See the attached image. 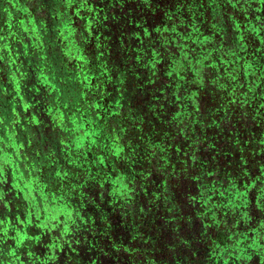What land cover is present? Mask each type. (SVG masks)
I'll list each match as a JSON object with an SVG mask.
<instances>
[{
    "label": "rangeland",
    "instance_id": "374dc122",
    "mask_svg": "<svg viewBox=\"0 0 264 264\" xmlns=\"http://www.w3.org/2000/svg\"><path fill=\"white\" fill-rule=\"evenodd\" d=\"M5 1L6 0H0V13L4 12V14H6L7 12L6 9H3L6 6ZM65 1L66 0H63L64 3ZM96 1L100 0H90L85 4L83 2V6H75L73 2L69 0V3L66 4V10L75 6V10L77 12L70 16L71 18L66 19L69 24L67 27L68 29L66 30V32L60 35L59 39L55 40L58 44L60 42L61 45L59 46L58 44H56L52 46L49 45V43L54 44V41H47L48 44H46V36L48 38H51L49 34L51 32H55L54 37L57 36L55 31L57 30V26L56 24H53L57 19L51 22V13L49 9L47 10L48 4H46V0H17L16 2L21 3L22 7H24L25 9L23 10V12H25L23 17L20 18V14L22 12H19L18 18L22 20L24 18H26L27 20H29L31 17L33 18L30 19L29 23L23 25L25 27L23 33L24 31H26V33H24L22 37H7V40L3 43L4 45L6 44L10 47H13L12 42L16 44L15 49H17V51L19 52L22 61L20 64H17V62L13 59V56H10L9 58L12 60V64L14 65H5L4 61V66L0 67V70L4 68L3 70L5 72H9L12 76H10V78H13L14 80L11 81L10 79H8V81H6L5 77H0V158L3 161L8 159V161L12 162V164L14 165L15 170L20 171L21 173L23 172V174H25V179H22L25 184H30L31 182L41 178L43 174H46L47 197L54 194L63 186L66 188L71 186L69 178L68 180L67 178H59L51 181L52 179L50 177V173L55 168L54 164L59 165V161L55 156V151L59 149L60 145L62 147V150H64L66 147H70L72 145L71 142H75V139L79 135L78 133H83L84 129L80 128L79 130H77L78 124L76 123V119L78 118H76V112H79V109L77 107L82 104V101L92 102V105L95 104L97 102V100H94L93 102V92H95L96 87L95 84L99 83V85L102 86V84H104L103 81L105 80V78L96 76L92 86L90 85L91 87L85 85V95L82 99L80 95H82L81 89L83 87H77L78 84H76V81L74 80V76L77 74H73L72 71L76 72L77 70H79L81 74L85 72V68L89 67V70H91L89 72L90 74H92L93 72L100 73L103 68H100L101 64L97 63L95 55L107 51V48L110 47V45L116 44L117 42L125 44L127 48L119 45L118 47H113L112 54L109 55L110 61L108 62V69L111 72L109 73V81H111L112 83H117V81H120L121 85L126 88V86H124L123 84L131 83L129 81L131 77L128 76V73L126 74L125 71L131 72V74L134 75L135 69H140L143 72L144 77H148L147 73H150L151 70L153 71L154 69H156L158 72L159 70L164 71V75L162 78L164 80H167V82H169L170 78V88L166 89L164 92H161L157 98H154V112L152 114L148 113L149 110L147 108V105H145L144 100L142 102V99H139V103L142 104L144 108L140 105L141 108L139 107V109L137 107L138 105L135 102H131L132 107L134 108L128 109L129 113H126V110H124L127 109V105L125 103H122V105L120 103V106H118V110H121L122 112V117H128L130 115L133 118V113H137V111L139 112V114L137 113L138 115L144 117V122L140 123L138 126H132L133 123H130L131 120L127 121L126 125H128L129 128H127L124 132L117 133V139H119V142L122 146H124V144L122 143L123 140L125 143H129V146L131 142H133V144H139L141 146L139 154L143 157L145 155V149L143 145L150 144L149 142L153 141L151 144V148H148L146 150H149L151 153L150 159H152L150 160V169L155 171V175L158 177L157 179H162L160 176H163V174L165 173L164 169H167V163L171 162L172 168L176 165V161L179 160L178 156L173 158L171 155L183 151L184 147L187 144L186 140L193 138V133L195 134L196 132L197 135H202L205 133L203 128L209 126L211 117L218 118L222 121L230 118L231 112H233L234 114L237 112L239 113V111L241 110L248 112L247 104H244L241 101H231L227 96L223 95H220V97L222 98H215V101L213 100V98L209 100L204 98L202 100V98L200 97L198 104H196V102H194L193 104L194 106L192 107V111L194 113L192 114H187L184 109L186 96L188 95V93H190L191 88L195 89L198 87V92H200V94L207 91L205 83L202 81V79H200L199 76L220 70L224 75L228 77V81L232 76L235 75V72L237 70L240 71L241 69L233 63H243L237 58H247V55L249 53H255V55L258 57L259 49L255 44L251 46V48L247 47L250 44L252 45V43L247 42L246 37H244L243 40L237 39L236 35L232 34V31H229L227 29V24L222 21V26L220 23H216L220 25V29L224 30L220 35L222 38H220L219 36L218 40L215 41L214 36H212V34H214L213 28L215 27L213 26L212 19L207 22V25L211 28L209 30L207 28V30L203 33L197 30L195 24L188 23V17L179 19L178 25L174 27V30L171 31V34L168 32V30L163 31L161 29L156 30L155 28L150 29L149 26L143 29L140 26L136 28L134 27V25H127L131 24V22L127 20H131L130 16H133L135 14L133 12H129L128 10L117 11L116 7H114L117 5L116 0H106L103 3L101 12L97 11V13L90 7V5L94 6V4H96ZM60 3L61 2L53 1V5L51 6H55L57 11H59L60 8L58 9L57 7L61 5ZM99 3L100 2H97V5ZM14 8V6H11L12 10H14ZM53 10L55 11L54 7ZM62 11H64V9ZM119 16L128 19H124L121 22L119 21ZM16 17L17 15H15V18ZM144 17L146 18L145 20H147V17L145 15ZM97 18L102 22L100 23L101 26H104L105 28L108 27V29L111 31L110 36L102 37L103 40H98V43L95 42L96 40L94 37L93 42L89 41V37L91 38L92 36L90 34L91 31L88 33L87 31H84V25L89 21L95 23ZM4 24L5 23H2V20H0V25L4 26ZM77 24H80V26H84V28L82 26L80 28H77ZM116 24L119 25V29H128L129 31L126 33H122L119 30L116 31ZM207 25L205 24V27H207ZM148 31L149 34L147 33ZM40 32H42V36L40 35ZM201 35L203 39L200 42L190 41L191 38L199 37ZM90 43L94 46H89L88 44ZM219 43H225L227 47L218 45ZM80 47H86L85 50L88 53H85V50H83V55L81 57H74L72 59L68 54V50ZM128 48L132 55L131 57H128L130 60V65H128L127 67L125 64H123L124 59H127V55L121 52V49L128 51ZM67 64L72 65L75 68L68 69ZM258 64H260V62H256V59H253L252 62L248 61L243 63L245 68L250 67V71L245 80V86H247L249 89H251L253 86L256 87L261 83L260 79L263 70L262 68L256 67ZM104 71L105 73L107 72L106 70ZM167 76L169 78H167ZM235 78L238 80V76L235 75ZM37 81H39V83H43L45 81L44 84H46V87L44 88V96H42L41 94H35L32 91V87L34 84H37ZM72 81L75 82V85ZM80 82L82 81H79V83ZM174 82H180V84L184 86V88L180 87L178 90H176L174 88ZM13 84L15 85V88L13 87ZM99 85L97 84V87H99ZM213 85L214 84L212 82V86ZM122 86L118 88L121 89ZM6 87H9V89L14 88V94L12 95L10 94V92H7ZM111 87L113 88V86ZM15 95L19 97V101H22L24 103H35L36 101L45 102V104L40 105L39 109L31 112L29 118L31 117V115H34V118L35 116L42 117V115H44L42 111L45 110V108L46 111H49L47 108L50 106V103L53 104V107L48 112V115L46 113V118L43 120V124L36 130L30 131L27 128L24 129V126H26V124L24 123L27 118L26 113L19 115L16 114L15 117H11L9 121V118L6 114V109L4 107L6 105H11L10 99L15 98ZM86 95L89 99L86 98ZM136 95L137 97L134 101H136V99L138 98V93ZM58 96L60 97V103L65 105L66 103H68V107L60 104L59 99H55ZM111 97H115V95ZM122 99H125V97H123ZM65 114L69 116V122L64 121L63 116ZM89 115L88 118H90ZM36 119L38 121V118ZM133 120L134 123L137 122L134 118ZM161 121H164V123ZM15 123L17 125L14 126ZM149 123L153 125H149ZM118 124L120 125V123ZM124 124L125 123L123 122V125ZM165 125L170 129L175 130V134L172 135V130H169L168 128V130L165 129ZM17 126L20 129L19 133ZM158 126H161L162 129H155ZM230 129L223 131L224 133L222 135V138H225L226 135L232 134V131ZM73 130L76 131L75 134H73ZM90 130H92L95 137V130L91 128ZM103 135H105V133ZM209 136L211 137V139L215 140V136ZM101 138L99 136L97 139L99 144L104 143V137ZM57 139L59 140V143H55ZM112 140L108 141L113 142ZM45 141L46 150H43V152L46 153L47 161H41V164L37 160L32 161V157L38 156L37 154H39L38 147L42 142ZM129 146L127 152H129L130 150ZM193 150L197 149L193 148ZM138 151H136V153ZM159 152L164 156L163 160L155 157ZM93 154L94 158H97L98 154L96 152H94ZM170 156L171 158H169L168 160L167 157ZM38 159L41 160L40 157H38ZM139 161L140 158L137 159V162ZM122 164L126 165V162H122ZM3 165L6 166L7 163L4 162ZM11 166L12 165H10L9 167ZM137 166H140L139 163L136 164V167ZM127 167L130 168L129 164L128 166H125V169ZM94 169L97 170L96 168ZM97 171V175L102 176V171ZM149 171L150 170L147 169L145 172L146 174L148 173L147 183H149V185L147 187L149 188H147V191L143 196H141L140 193L144 188L134 184L133 180H131L134 184V187H136L135 190L137 191L138 198L146 197V199L142 203H145L147 201L148 194L152 192V189H154L153 185H155V183L157 182L154 181L153 183H150L149 174H151L152 171H150V173ZM136 172L137 173L132 172V175L135 177L137 176V174H140L139 171ZM26 178L28 180H31L30 183L26 180ZM83 180L84 178L81 181ZM224 180L225 179H223V182ZM81 181L79 180V183L75 184L82 186ZM162 181L158 182V184H162ZM225 181L228 180L226 179ZM0 183V189L5 188L8 193H0V213H3V209H6L8 211L12 210V208L15 207L20 208V197L19 199H17L18 197L16 192V188L18 187L15 186V181L12 179V177L4 178L2 179V181H0ZM150 187L152 188L150 189ZM2 194H4L6 197H2ZM120 195L123 205L127 206L129 208V211L132 213L136 208L129 193L123 191ZM139 195L141 197H139ZM26 199L30 206L36 207L34 197L30 195V198L26 197ZM90 199L91 197L85 198V200H88L87 202L89 203ZM139 200L141 202V199ZM102 201L103 199H99L94 203V205L97 204V208L101 209V206L98 207V203ZM9 204H12V206ZM70 205L71 204L68 203L67 207H69ZM43 208L44 210L39 209L38 213H33V215H30L29 213L26 214V216L30 219L28 223L32 227L30 228V230L23 228V237L27 238V242L25 243L33 246V250H35V252L37 253H41V256L42 254H46L47 262L57 264L62 263L63 261L72 263L76 261L78 262V264H81L84 261V258L81 257L82 248L77 241L83 242V239L79 236L76 226H72L73 228L71 231H69L62 225L60 226L61 221L64 219L65 213L63 205H52L49 208H46L44 205ZM156 210L158 212H161L164 216L170 214V211L168 209L159 208ZM156 210L153 209L152 212H156ZM68 211H70V209ZM105 219V216H92L89 217L86 221L82 222L81 225H88V221L92 222L93 226L92 229H89V232H92L93 235H97V228L99 229L101 225L104 226L105 224H107ZM2 221L3 219L2 217H0V222L2 223ZM56 223L58 224V228H62V231H64V235H54L51 232ZM50 225L52 227L49 229L48 227ZM32 229H34L36 233H40L42 230L46 231H44V233L39 236L33 233ZM28 231H30V233H28ZM20 236L21 235L15 236L14 240L20 239ZM136 245L132 244V246L135 247ZM92 246L93 245L91 243L89 248H92ZM115 246L118 245L116 244ZM166 246L169 245L167 244ZM45 250L47 252H45ZM135 250H137V252L141 254L139 248H136L133 251L135 252ZM131 251L132 249L130 247H128L126 250L127 253L133 255L134 253ZM153 259L154 258L151 256L146 260H148V262H153L151 261ZM154 260L156 261V259ZM134 263L137 264L138 260H135L133 258V264Z\"/></svg>",
    "mask_w": 264,
    "mask_h": 264
},
{
    "label": "flooded vegetation",
    "instance_id": "af4514ba",
    "mask_svg": "<svg viewBox=\"0 0 264 264\" xmlns=\"http://www.w3.org/2000/svg\"><path fill=\"white\" fill-rule=\"evenodd\" d=\"M52 1L61 2V5L57 7L61 9L58 11L59 16L56 17L57 20L53 23L57 26L56 35L59 34L60 36L64 31L63 29L69 25L66 19L71 18L70 16L74 13L71 11L72 8L66 10V3L63 0H46V4L51 7L53 5ZM229 1L232 2L234 7L237 4V6H240L239 8L243 9H238V12L235 13L240 28L246 31L249 25L258 32H264V0H258L253 6L250 3L248 10H245V12L244 7L247 8L245 6L248 5L247 0L245 2L243 0H151L150 3L145 0H137L133 3V6L136 11L135 18L138 26L142 29L147 26L154 29L165 27L168 23L177 24L176 22L183 18L182 14L187 11L184 8L196 5V7H201L204 2H207L209 6L225 5ZM86 2H89V0H86L84 4ZM163 2L168 3L167 6L171 9L169 14L158 12L153 17L150 9L156 8V4ZM5 3L6 6H10L8 0ZM12 3L15 5V0ZM19 5L18 2V7L14 8L12 12L6 10V14L4 12L0 13V20L5 23L4 26L0 25V32L3 28L8 27L9 22L15 24L26 20V18L20 19L25 12H23L24 7L21 8ZM76 5L83 6L80 3ZM98 6L96 4L94 6L90 5L96 13L97 11L101 12V7ZM182 7L184 11L181 10ZM228 7L231 8V6H226L225 10ZM7 9L9 8L7 7ZM63 9L64 11H62ZM221 10L220 8V12L223 11ZM19 12H22L20 18H18ZM15 15H17L16 18ZM144 15L147 20H145ZM129 21L133 22L132 20ZM137 23L134 25H137ZM81 26L77 24V28ZM138 26L134 27L137 28ZM92 29L93 33H90L92 36L89 37L90 42H93L95 38V42L98 43V40H103L102 37H107V33H111L108 28L100 32L95 27ZM85 30L87 31V28ZM88 45L94 46L91 43ZM118 45L119 42L113 44L111 48L118 47ZM78 49L80 52L82 49L85 50L86 47ZM111 51H113V48ZM84 52L88 53L86 50ZM95 56L97 63L103 61L101 53ZM159 72L163 71L159 70ZM94 79L91 78V81H94ZM261 79L259 85L253 86L251 94V101L253 102L249 105L248 111L257 119L253 126L256 133L255 139L264 141V76H261ZM243 87L246 90L245 82ZM119 97L121 98L119 94L116 97H111L108 93V96L100 101L101 107L98 105L94 107L95 112H98V114L101 112L104 117L111 116L114 109L120 104V100H125L122 99L123 97L121 99ZM95 100L99 99L95 98ZM124 103L126 104V101ZM87 113L89 112L87 111ZM241 130L239 140L243 142L247 138L245 133L247 131L244 128H241ZM97 135L95 134L94 138H97ZM218 138L220 148L216 145H209L210 138H203L196 145L197 151L193 150L195 147L190 141L186 142L183 151L171 155L173 158L178 156L179 160L176 161L177 163L173 168L171 162L167 163V169H164L165 173L160 176L161 180L157 179L155 171L151 170L152 172L149 174L150 183L157 182L153 185L154 189L148 194L145 203L142 202L146 197L138 198L130 174L127 178L117 180V184L118 181H121V185L117 187L115 180L116 176L120 175L118 168L111 166L106 168L105 178L108 182L104 189L105 198L99 199H103L102 208H107V215L105 214L107 224L101 225L99 229L97 228V235L89 232L93 225L82 228L84 230H79V236L82 239L86 238L87 242L81 249V257L84 258L81 264H133V258L138 260L137 264H264V168H251L247 175H243L245 167L237 165L236 178L230 180L228 175L220 169L222 166L207 162L206 159L216 154H220V156L224 154L225 158L233 151V146L228 144V141L222 140L221 134L218 135ZM149 143L146 149L151 148V142ZM115 144L117 143L104 140V154L111 150ZM200 145L210 148L207 152L208 156H205V158L199 155L198 147ZM97 146H100V144ZM94 148L96 149V146ZM224 149H228V152L223 153ZM92 151L88 149L83 154L85 157H83L91 160ZM171 156L167 159L169 160ZM158 158L163 160L164 156L159 152ZM223 176L228 181L224 180L225 187L222 188L220 181H223ZM160 181L163 183L158 184ZM117 189L120 194L123 191L129 193L136 208L132 213L127 206L123 205L121 195L117 194ZM145 192L144 189L141 190V196ZM141 196L139 195V197ZM139 199H141V202ZM159 208L168 209L170 214L164 216L156 210ZM153 209L156 212H152ZM90 242H94L95 246L89 248ZM116 244L118 246H115ZM132 244L137 245L135 247ZM167 244L169 246H166ZM128 247L132 249L133 255L126 252ZM136 248H139L141 254L137 250L133 251ZM151 256L156 261L154 259L151 260L153 262L146 260ZM46 264L56 263L46 261ZM57 264H78V262L63 261Z\"/></svg>",
    "mask_w": 264,
    "mask_h": 264
},
{
    "label": "water",
    "instance_id": "95a60500",
    "mask_svg": "<svg viewBox=\"0 0 264 264\" xmlns=\"http://www.w3.org/2000/svg\"><path fill=\"white\" fill-rule=\"evenodd\" d=\"M13 1L8 0V3L10 4V6H5L3 9L4 10L6 9L11 12L12 10L11 6H14L15 8H17L18 7V2H16L17 0H15V3H16L15 5L12 3ZM70 1L73 2L75 6H77L76 5L77 3H81V5H83L82 3L85 0H70ZM105 1L106 0L96 1L95 2L96 6L99 5L98 7L102 8L103 3ZM145 1L147 3H150L151 0H145ZM257 1L258 0H247L248 5L247 4L245 5L247 6V8L244 7V12L245 10L246 11L248 10L250 3H252V6H253L254 3H256ZM97 2H100V3L97 5ZM134 2H137V0H116L117 5L114 7H116L117 11H125V10L127 11L128 10L129 12H133L135 14L136 11L134 10V6H133ZM243 2H245V0H243ZM65 3L66 4L69 3V0H66ZM167 5L168 3L166 2H163L161 4L159 3L156 4V8L153 7L152 9H150L152 11V16L154 17V14L158 12L161 14H169L171 9ZM75 6L71 7L72 8L71 11L74 14L77 12L75 10ZM196 6L194 7L190 6L188 8H184V10H187V11L186 13L182 14V17L184 18L188 17V20H189L188 23L195 24L197 27V30L203 33L207 30V28L208 30L211 28L210 26L207 25V22L210 21V19H212L213 26H215L213 28L214 34H212V36H214L215 41L218 40V37L222 34V31H224L223 29H220V25L216 23L218 22L222 26V21H224L227 24V29L229 31H232V34L236 35L237 39L243 40L244 37H246L247 42L252 43V45L250 44L247 47L251 48V46L255 44L256 47L259 49L258 57L255 55V53H252V54L249 53L247 55V58H237V59L243 63L248 62V61L252 62L253 59H256V62H260V64H258L256 67L262 68L263 70L262 76H264V32L263 31L258 32L254 30L253 28H251L249 25L247 26V30L244 31L242 28L238 26V20L236 18L235 13L238 12V9L240 10H243V9L239 8L240 6H237V4H236V7H234L231 1L226 2L225 5L220 4V5L209 6L207 2H204L201 5V7H196ZM226 6H231V8L228 7V9L225 10ZM7 7L9 9H7ZM220 8L224 12L222 10H221L222 12H220ZM181 10H183V7ZM187 12H188V16H187ZM130 17H131L130 19L134 23H136L135 15L130 16ZM30 19L29 20L26 19L24 22H20V23L18 22L15 24H10L11 22H9L8 27L3 28V30L0 32V38H2L0 39V67L4 66L3 65L4 61H5V65H12V66L14 65L12 64V60L9 58L10 56L11 57L13 56V59L17 62V64L21 63L22 58L19 52L17 51V49H15L16 44L12 42L13 47H10L6 44L4 45L3 43L7 40L6 39L7 37H11V38L22 37L24 33H26V31H24L23 33V30L25 28L23 25L29 23ZM121 19L124 20L128 18L120 17L119 21L122 22ZM133 22H131V25L129 26H132ZM100 23L102 22L97 18L95 23L89 21L84 26H85V29L87 28V32H90V31L93 32V29H92L93 27H95L96 30L98 29L99 32L101 30L105 31L106 28L104 26H101ZM176 23L177 24L168 23V25L165 27H160V28L156 27L155 29L156 30L161 29L163 31L168 30V32L171 34V31L174 30L173 28L176 27L179 22H176ZM205 24L207 25V27H205ZM84 26L82 27L84 28ZM67 29L68 28H64L63 29L64 31L62 33L66 32ZM85 29L84 31L86 32ZM117 29H119V25L116 26V30ZM119 31L122 33H126L129 30L128 29L124 30L120 28ZM147 33L149 34V31ZM41 34L42 32H40V35ZM110 35L111 33H107L106 36L108 37ZM220 38L222 37L220 36ZM202 39L203 37L201 35L199 37L191 38L190 41L200 42ZM218 45H223L224 47H227L225 43H222V44L219 43ZM111 46L112 45H110V47L107 48L106 53L104 52L101 53L103 55V61L99 63L101 64L100 68L102 67L103 69L98 74L97 77L105 78V80L103 81L104 84H102L101 82L102 86L104 87H102L101 85H99V83H97L99 87H96V90L103 91L102 95L105 96L104 92H106L108 89H111L109 90V94L111 96H114V95L117 96L119 94L122 97L123 92L119 89L122 86L120 81H117V83H112L111 81L108 80L109 73H111L108 69V65H109L108 62L110 61L109 55L112 54L111 50L113 48V47L111 48ZM119 46H123L124 48H127L126 45L121 42L119 43ZM75 50L78 51L79 49L78 48L69 49L68 54L69 55L73 54ZM121 52L127 55V59H124L123 64H125L128 67V65H130L129 64L130 60L128 57H131L132 53L130 52L129 48H128V51L121 49ZM79 55L80 57L83 55L82 50L80 51ZM233 63L236 64L239 68H241L240 71L237 70L235 72V75L238 76V80L235 78V75H234L227 81L228 77L224 75L220 70L213 72V73L199 76L200 79H202V81L205 83L207 91L200 94V92H198V87L195 89L194 88L190 89V93H188V95L186 96V102L184 103V107H185L184 109L187 112V114L194 113L192 111L193 109L192 107L194 106L193 104L194 102L198 104L200 97L202 98V100L204 98H206L207 100L213 98V100L215 101V98L217 97L218 99L222 98L220 97V95L227 96L231 101H241L242 103L247 104V109H249L250 107L249 105L252 104L253 102L251 101V94H252L253 87L251 89L246 87V90H244L243 86L248 76V73L250 71V67L245 68L243 63L241 64L237 62H233ZM3 69L0 70V77L1 78L5 77L6 81H8V79H10L11 81H14L13 78H10L11 74L9 72H5ZM104 70H106L107 72L105 73ZM106 74H107V77H106ZM134 74L137 75L136 77L139 80L138 85L140 89H142V86H145L147 84L149 85L154 82L153 77L158 76V71L154 69L153 71L151 70L150 73H147L149 78L144 77L143 72L140 69H135ZM151 74L153 76H151ZM39 81L36 82L37 83L36 85L35 84L33 85L32 91L35 94H41L42 96H44L45 95L44 88L46 87V84H44L45 81L43 83H39ZM211 81L214 84L213 86H212ZM174 83H175L174 88L176 90H178L180 87L184 88V86H182L180 82H174ZM111 86H114V87L112 88ZM167 86L170 87V83H168ZM13 87L15 88L14 84H13ZM14 88L9 89V87H6V90L7 92H10V94L13 95ZM154 88L155 86L153 87L152 90H154ZM166 89L168 88H165V86H163V88L158 89L156 92H159L158 93L159 95L161 92H164ZM117 91L119 93H117ZM196 91H197V94H196ZM99 94L100 92H96V94H93L94 98L96 97L99 98ZM84 95L85 93L82 91V95H80V97L83 98ZM158 95H155V96L146 95V98L144 99V103L145 105H147L149 114H152L154 112L153 100L154 98H157ZM15 96H16L15 98L10 99L11 105L10 106L6 105L4 107L6 109V112H7L6 114L9 118V121H10V118L11 117L14 118L16 114L19 115V114L26 113L27 118L24 122L26 124V126H24V129L27 128L30 131L36 130L39 126L43 124V120L46 118V113L48 115V112L52 109L53 104L50 103V106L47 108L49 111H46V108L45 110L42 111V113H44L42 117L35 116L34 118V115H31V117L29 118L30 113L34 112L36 109H39L40 105L45 104V102L36 101L35 103H32V102L24 103L18 100L19 97L17 95ZM86 97L88 96L86 95ZM84 103H85L84 106L87 109L88 108L90 109L88 111L93 114V116L91 114L90 116L94 117L95 123L92 124V127L87 126V128H84L83 133L77 136V138L75 139V142L73 141L74 143L71 142L72 145L70 147H66L64 150H62L61 145L59 146V149L55 151L56 153L55 156L57 157L59 161V165L54 164L55 168L50 173V177L52 179L51 181H54L55 179H59V178L60 179L67 178L68 180L69 178L70 183H71L70 187L66 188L63 186L58 191H56L54 194L47 197L46 196V174H43L41 178L31 183H30L31 180H28L26 178V180L29 181L30 184H25L22 180L23 178L25 179V174H23V172L21 173L20 171L15 170L14 165L12 164V162L8 161V159L3 161L0 158V181H2V179L4 178L12 177V179L15 181V186L18 187L16 188L17 197H18L17 199H19L20 197V208L15 207V208H12V210H8V211L6 209H3V213L2 214L0 213V217H2L3 219L2 223L0 222V264H46V254H42L41 256V253L35 252V250H33V246H30L29 244L25 243L27 242V238L23 237L24 235L23 228L30 230V228L32 227L28 223L30 219L26 216V214L29 213L30 215H33V213H38L39 209L44 210L43 208L44 205L46 208H49L52 205L53 206H57L58 204L63 205L65 209V213H64V219L61 221L60 226L62 225L63 227L67 228L69 231L72 230L73 228L72 226H76L78 229V232L79 230H82V228H85V226L81 224L82 222L86 221L89 217H92V216L94 217L95 216H102V217L105 216L106 217L107 208H102L103 207L102 202L98 203V207L101 206V209H98L97 204L94 205V203L98 201L99 198L104 199V189L106 188L107 182H108L105 178V174H106L105 171H106V168H109L110 166L118 168V172L120 175L116 176V181L127 178L129 177V174H130L133 178L132 179L133 183L141 186L142 188H144L145 191H147L148 173L146 174L145 172L147 169L150 171L152 170L150 169V163H151L150 160L152 159V158L150 159L151 153L150 151L146 153L147 144L143 145L145 149L144 157L139 154L140 148H141L139 144L137 145L131 142L129 146V143H125L123 140L122 143L124 144V146H122L119 142V139H117L118 138L117 133L124 132L129 127L126 124L123 125L124 120H123V117L120 116L121 110H118V107H116L114 109V113L111 116L104 117L101 112L99 114L98 112H95L94 107L97 106L95 105L96 103L93 105H92V102H84ZM84 106H81V107L84 108ZM118 106H120V104ZM230 115L231 117L228 118L229 120L225 119L222 121L219 120L218 118L211 117L209 126L203 128V130L205 131L204 134L197 135L195 132V134L193 133V138H190L189 140H186V141L187 142L190 141L194 145L195 149H197V146H196L197 143L201 142L203 138L211 139V137L209 136L211 135V136H215V139L217 140L211 139L208 142V144L211 146L216 145V147L220 148L219 146L220 140L218 138V135L221 134V137H222L224 133L223 131H226L231 128L230 130L232 131V134L231 135L225 134L226 137L222 138V140L228 141V144L233 146V149H232L233 151L225 158H224V154L223 156H220V154L219 155L216 154L215 156H211L206 159H207V162L217 164L218 166H222L220 167V169L223 172H225L226 175H228L230 180L232 179L234 180V178H236L235 171H238L236 167L237 165H241L245 167L243 175H247L248 172H250L251 168H256V169L264 168V141L262 139H255L256 133L254 132L255 130L253 129V126H254V122L255 121L257 122V119L255 118V116H252L249 111L246 112V111L241 110L239 111V113L237 112L235 114L231 112ZM36 118H38V121ZM133 118L137 122L140 119L138 117H133ZM142 122H144V119L141 120V123ZM150 122H151V118H150ZM161 122L164 123V121H161ZM118 123H120L121 126ZM132 123H133L132 126H138V123H134L133 119H132L131 124ZM15 125L17 124L15 123L14 126ZM149 125H153V124L149 123ZM90 128L95 130L96 134H98L99 136H102V137L104 136V140L106 142H108V140L113 139L112 140L113 143H118V144H115L111 150H109L106 154H104L103 152L105 149L104 143H100V146H97L99 145L98 140H97L99 136L97 135V138H94L93 132L92 130H90ZM167 128L169 130H172L173 132L172 135L175 134V130L170 129L168 126L165 125V129ZM241 128H244V130L247 131L245 132L247 134V138H245L243 142H240L239 140L240 139L239 133L242 132ZM17 129L19 133L20 129L18 128V126H17ZM155 129L161 130L162 127L158 126ZM104 133L105 135H103ZM107 138H111V139H107ZM231 141H232V144H231ZM55 143H59V140L57 139ZM106 145H110V144L108 143ZM254 145H257V146H254ZM95 146H96V149L94 148ZM128 146L130 148L129 152H127ZM86 149H91V151L93 150L91 160H88V159L86 160L85 158L81 156L82 151ZM209 149L210 148L207 146L202 147L200 145L198 147L199 155L202 158H205V156H208L207 152L209 151ZM43 150H46V141L40 144V146L38 147L39 154H37L38 156L32 157V161L37 160L40 164H41V161H45L46 153H44ZM136 151L138 152L136 153ZM36 152H37V149H36ZM94 152L98 154L97 158H94L93 156ZM226 152H228V149H224L223 153H226ZM38 157H40L41 160H39ZM155 157H158V154H156ZM139 158H140V161L137 162V159ZM237 161L241 163L236 164L238 163ZM4 162L7 163L6 166L3 165ZM122 162H126V165L122 164ZM137 163H139L140 165L139 167L138 166L136 167ZM128 164L130 168L127 167L125 169V166H128ZM10 165L12 166L9 167ZM94 168H96L97 170H101L102 176L97 175L98 171L95 170ZM136 171H139L140 174H137V176L135 177L132 175V172L137 173ZM83 178L84 180L81 181ZM223 178L225 179L224 176ZM79 180L82 182V186L75 184V183H79L78 182ZM220 184L222 185V188L225 187V184L223 183V181H220ZM119 185H121V181H118V184L116 186L118 187ZM0 187H1V183H0ZM4 192L8 194L5 188H1L0 193H4ZM110 193L112 194L111 190H110ZM117 194H120L118 189H117ZM30 195L35 198L34 202L36 203V207L34 206L32 207L28 204L26 197L30 198ZM59 196H60V199H59ZM2 197H6V196L2 194ZM86 197H91L90 203L87 202L88 200H85ZM68 203L71 204L69 207H67ZM9 205L12 206V204H9ZM69 209L70 211H68ZM51 227L52 226L50 225L48 228L50 229ZM44 231L46 230H42L40 233H36L34 229H32V232L39 236H41L44 233ZM51 232L54 235H64V231H62L61 227L58 228L57 223ZM28 233H30V231H28ZM18 235H21L20 239L14 240V237ZM77 242L79 243L81 248H83L85 246L84 244H86L85 239H83V242L82 241H77ZM89 244H91V242ZM92 245L95 246L94 242H92Z\"/></svg>",
    "mask_w": 264,
    "mask_h": 264
},
{
    "label": "trees",
    "instance_id": "16d2710c",
    "mask_svg": "<svg viewBox=\"0 0 264 264\" xmlns=\"http://www.w3.org/2000/svg\"><path fill=\"white\" fill-rule=\"evenodd\" d=\"M52 3H53V1H52ZM53 7L54 6H49L48 5V8H47V10L49 9V11H50V13H51V18H52V20H51V22L53 21V20H56V18L55 17H57L58 16V11H57V9L54 7V9H55V11L53 10ZM50 22V23H51ZM137 23V22H136ZM135 23L133 22V25H134ZM134 26H138V23H137V25H134ZM56 31V30H55ZM50 34V37L51 38H48L47 36H46V44H48V42L47 41H50V42H52V41H54V44H50L49 43V45H52V46H54V45H56V44H58L57 43V41H55V40H57V39H59L60 38V36L59 35H57V36H55L54 37V35H55V32H51V33H49ZM53 37V38H52ZM59 46L61 45L60 44V42H59V44H58ZM47 47V46H46ZM76 49V48H75ZM82 51H83V49H82ZM80 52H79V50L77 51V50H75L74 52H73V54H71L70 55V57L73 59L74 57H80ZM67 68L68 69H72V68H75V67H73L72 65H68L67 64ZM91 68V67H90ZM91 70H89V67L88 68H85V72L84 73H81L80 74V71L79 70H77L76 72L75 71H72V73L73 74H77V75H75L74 76V80L76 81V84H78V86L77 87H83L82 89H81V91H83L84 92V86L86 85V86H92V84H93V81H91V78H95L96 76H98V74L99 73H95V72H93L92 74H90L89 72H90ZM125 73L127 74L128 73V76H130L131 78L129 79V81L131 82V83H127V84H123L124 86H126V88H124V87H122L120 90L123 92V94H122V96L123 97H125V101H126V105H127V109H124V110H126V113H129L128 112V109H130V108H134V107H132V104H131V101L132 102H135L137 105V107L139 108H141V106H142V104H140L139 103V99H142V102H143V100L146 98V95H148V96H150V95H153V96H155V95H158V93L159 92H156L158 89H161V88H163V86H165V88H170L169 86H167V84L168 83H170V78L169 77H167V78H169V82H167V80H164L162 77H163V73H164V71L163 72H158V76H155V77H153L154 78V82L152 83V84H147V85H145V86H142V89H140V87H139V85H138V79H137V75H132L131 74V72H126L125 71ZM162 73V74H161ZM80 74V75H79ZM151 76H153L152 74H151ZM146 78H149V77H146ZM86 80V81H85ZM79 81H82V82H80L79 83ZM73 82V84L75 85V82L74 81H72ZM131 85H132V87H131ZM135 85H136V87H135ZM90 86V87H91ZM95 86L97 87V84H95ZM155 86V88H154V90H152L153 89V87ZM96 87H95V92H93V94H96V92H100V94H99V100L96 102V104L95 105H98L99 107H101V104H100V101L101 100H103V97H106V96H108V93H109V90H111V89H108L106 92H105V96H103L102 94H103V91H98V90H96ZM114 87V86H113ZM105 90V89H104ZM156 92V93H155ZM117 93H119L118 91H117ZM138 93V98L136 99V101H134L135 100V98L137 97V94ZM62 95V94H61ZM116 97V96H115ZM86 98H88V97H86ZM97 98V97H96ZM122 98V97H121ZM55 99H59V103H60V97L58 96V97H56ZM83 99V98H82ZM95 100V98H93V101ZM72 101V100H71ZM122 101H124V100H120V102L121 103H124V102H122ZM85 101H82V104H80L77 108L79 109V112H76V118H78V119H76V123L78 124V128H77V130H79L80 128H82V129H84V128H87V126L88 127H92V124H94L95 123V120H94V117H91L89 114H92L91 112H89L88 110H90L89 108L87 109L85 106H84V103ZM58 103V104H59ZM60 104H62V103H60ZM67 104L68 103H66V105L65 104H62L63 106H67ZM124 105V104H123ZM141 105V106H140ZM81 106H84V108H79V107H81ZM68 107V106H67ZM66 107V108H67ZM143 107V106H142ZM136 108V107H135ZM139 108V109H140ZM144 108V107H143ZM78 111V110H77ZM87 111L89 112V113H87ZM122 113V112H121ZM137 113L139 114V112L137 111ZM137 113H133V117H138V118H140L139 120H138V125L141 123V120H143L144 118L142 117V116H140V115H138ZM142 113V112H141ZM83 115V116H82ZM88 115L90 116V118H88ZM93 115V114H92ZM122 115V114H121ZM120 115V116H121ZM67 115L65 114L64 115V117H63V119H64V121H66V122H69V120H68V118H69V116H67ZM82 116V117H81ZM70 119V118H69ZM132 117L129 115L128 117H123V122L126 124V122L127 121H129V120H131V122H132ZM130 122V123H131ZM74 130H75V128H74ZM73 130V131H74ZM76 133V131H74L73 132V134H75ZM79 135L81 134V133H78ZM102 137V136H101ZM100 137V138H101ZM104 137V136H103ZM102 139V138H101ZM104 139V138H103ZM88 149H86V150H83L82 151V157L84 156L83 154H85L86 153V151H87ZM85 157V156H84ZM83 157V158H84ZM88 157V156H87ZM86 159V158H85ZM87 160V159H86ZM93 225V223L92 222H88V225H83V226H85V228H88L89 226H92ZM82 230H84V229H82ZM86 239V238H85ZM87 243V242H86ZM86 245V244H85Z\"/></svg>",
    "mask_w": 264,
    "mask_h": 264
}]
</instances>
